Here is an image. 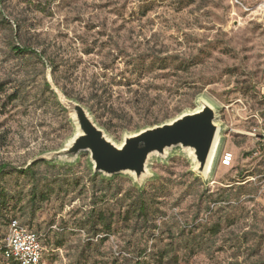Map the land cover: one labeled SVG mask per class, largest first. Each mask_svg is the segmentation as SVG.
Segmentation results:
<instances>
[{
  "label": "rangeland",
  "instance_id": "1",
  "mask_svg": "<svg viewBox=\"0 0 264 264\" xmlns=\"http://www.w3.org/2000/svg\"><path fill=\"white\" fill-rule=\"evenodd\" d=\"M0 87V248L18 219L48 234L45 264H264V0H0ZM55 91L117 145L205 99L222 127L208 178L181 149L142 189L88 154L19 174L79 133Z\"/></svg>",
  "mask_w": 264,
  "mask_h": 264
},
{
  "label": "water",
  "instance_id": "2",
  "mask_svg": "<svg viewBox=\"0 0 264 264\" xmlns=\"http://www.w3.org/2000/svg\"><path fill=\"white\" fill-rule=\"evenodd\" d=\"M55 92L62 106L74 115L79 133L64 149L47 153L27 167L40 161L73 165L81 155L88 154L94 176L109 180L130 176L142 189L146 181L154 178L149 170L151 159H167L169 152L181 149L190 153L196 175L208 178L220 147L222 127L217 123V109L205 99L199 100L197 111L127 135L122 144L117 145L95 122L89 110L62 92Z\"/></svg>",
  "mask_w": 264,
  "mask_h": 264
},
{
  "label": "built area",
  "instance_id": "3",
  "mask_svg": "<svg viewBox=\"0 0 264 264\" xmlns=\"http://www.w3.org/2000/svg\"><path fill=\"white\" fill-rule=\"evenodd\" d=\"M221 162L223 166L229 167L232 163V155H224ZM44 252L41 236L37 232L23 225L19 220L10 222L7 239L2 249L5 259L13 260L18 264H45Z\"/></svg>",
  "mask_w": 264,
  "mask_h": 264
},
{
  "label": "trees",
  "instance_id": "4",
  "mask_svg": "<svg viewBox=\"0 0 264 264\" xmlns=\"http://www.w3.org/2000/svg\"><path fill=\"white\" fill-rule=\"evenodd\" d=\"M14 50H15L16 52H18L19 54H23V53H26V52H27V49H22V48H20V47H14ZM2 90H3V89H1V87H0V94H1ZM40 163L50 165V164H48V163H46V162H44V161H40V162L34 163L33 165H31V166H29V167H27V168H25V169H21V170H19L18 173L21 174V175H27V174H30V173L32 174L33 169H34L38 164H40ZM7 169H8V166H6V165H2V166L0 167V176L4 175V172H5ZM32 195H33L32 197L34 198L35 193L33 192ZM140 210H141L142 212H144V205H143V204L140 206ZM12 220H18V219H9V220H8V224H7V226H9V224H10V222H11ZM25 226H26V225H25ZM29 228H30V227H29ZM37 234H39V233H37ZM39 235L41 236V242H42V245H43L44 241L48 238V234L46 233V234H44V235H41V234H39ZM3 247H4V246H3ZM3 247L0 248V256H1L5 261L12 262V264H13V263H14V264H18L17 262H15V261H13V260H9V259H5V258H4L3 254H2V249H3ZM43 247H44V246H43ZM115 254H116L117 256L128 257V255H126L125 253L123 254V253H121V252L119 253V252H117V251L115 252ZM43 262H44V255H43Z\"/></svg>",
  "mask_w": 264,
  "mask_h": 264
}]
</instances>
